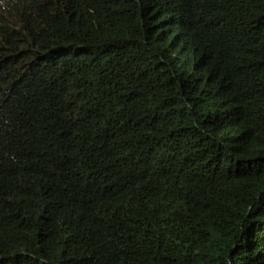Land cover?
Segmentation results:
<instances>
[{
  "label": "trees",
  "instance_id": "trees-1",
  "mask_svg": "<svg viewBox=\"0 0 264 264\" xmlns=\"http://www.w3.org/2000/svg\"><path fill=\"white\" fill-rule=\"evenodd\" d=\"M0 264H264V0H0Z\"/></svg>",
  "mask_w": 264,
  "mask_h": 264
}]
</instances>
